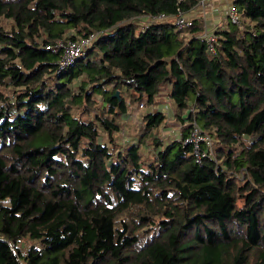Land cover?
Returning <instances> with one entry per match:
<instances>
[{
	"label": "trees",
	"instance_id": "obj_1",
	"mask_svg": "<svg viewBox=\"0 0 264 264\" xmlns=\"http://www.w3.org/2000/svg\"><path fill=\"white\" fill-rule=\"evenodd\" d=\"M197 1L0 0V264H264V0L212 50L201 18L144 22ZM94 30L60 68L55 41Z\"/></svg>",
	"mask_w": 264,
	"mask_h": 264
},
{
	"label": "built area",
	"instance_id": "obj_2",
	"mask_svg": "<svg viewBox=\"0 0 264 264\" xmlns=\"http://www.w3.org/2000/svg\"><path fill=\"white\" fill-rule=\"evenodd\" d=\"M177 1L180 2L182 0ZM212 2L213 0H198L193 10H197L198 16L202 18L213 8ZM143 19L146 23L168 20L177 29L187 28L191 21L180 8H176V11L171 15L160 13L155 16H144ZM225 19L235 26L241 25V17L232 3L225 9ZM99 34H102L101 31L94 30L85 37L57 39L54 43V47L61 50V55L58 59L59 67L62 68L70 65L72 61L81 54L82 50L89 46ZM202 36L205 38L208 49L212 50L213 47L211 42L215 40L214 36L205 30L202 32ZM139 105H141V103ZM180 142L182 145L190 146L191 154L196 162H200L202 157L210 154L212 146L211 137L202 132L194 121L189 126L187 133L180 138Z\"/></svg>",
	"mask_w": 264,
	"mask_h": 264
},
{
	"label": "rangeland",
	"instance_id": "obj_3",
	"mask_svg": "<svg viewBox=\"0 0 264 264\" xmlns=\"http://www.w3.org/2000/svg\"><path fill=\"white\" fill-rule=\"evenodd\" d=\"M197 16H198V14H197ZM241 20H242L241 26L245 25L248 28H252L253 27V23L252 22H250L248 20H245L242 17H241ZM204 24H207V21H205ZM206 28H208V27L205 26V29ZM185 34H187V33H185ZM96 100L98 102V105H100V103H101L100 98L96 97ZM140 103L141 102H134V103L130 102L129 103V105H128L129 114H128L127 120L125 121V124L122 125V131L118 132V134L115 136L120 141L125 142L126 139H131L134 136V134L136 133V129L138 128L137 124L139 123V115L145 110V105H142V104L139 105ZM178 128H180V127L177 124H167L166 125L164 123V125L159 127L156 130V132L161 138L165 139L166 137H169L172 134L177 133ZM102 140H105V135L104 134H102ZM238 204H239V201H238Z\"/></svg>",
	"mask_w": 264,
	"mask_h": 264
},
{
	"label": "crops",
	"instance_id": "obj_4",
	"mask_svg": "<svg viewBox=\"0 0 264 264\" xmlns=\"http://www.w3.org/2000/svg\"><path fill=\"white\" fill-rule=\"evenodd\" d=\"M233 0H213V8H211L202 18L197 16V10L190 9L185 12L189 19H194L196 17L201 18L203 22V31H212L217 27H221L225 23V9ZM220 14V15H219ZM224 18V19H223ZM207 21V24L204 22ZM205 26L208 28L205 29ZM202 31V32H203Z\"/></svg>",
	"mask_w": 264,
	"mask_h": 264
},
{
	"label": "water",
	"instance_id": "obj_5",
	"mask_svg": "<svg viewBox=\"0 0 264 264\" xmlns=\"http://www.w3.org/2000/svg\"><path fill=\"white\" fill-rule=\"evenodd\" d=\"M114 96H117V91L114 92Z\"/></svg>",
	"mask_w": 264,
	"mask_h": 264
}]
</instances>
